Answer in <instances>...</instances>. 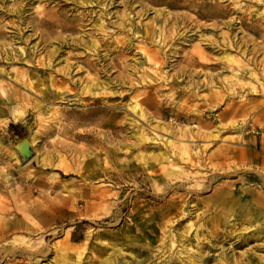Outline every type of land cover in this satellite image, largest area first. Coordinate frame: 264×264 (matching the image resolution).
<instances>
[{"label":"rangeland","instance_id":"374dc122","mask_svg":"<svg viewBox=\"0 0 264 264\" xmlns=\"http://www.w3.org/2000/svg\"><path fill=\"white\" fill-rule=\"evenodd\" d=\"M263 150L264 0H0V264H264Z\"/></svg>","mask_w":264,"mask_h":264},{"label":"bare ground","instance_id":"6f19581e","mask_svg":"<svg viewBox=\"0 0 264 264\" xmlns=\"http://www.w3.org/2000/svg\"><path fill=\"white\" fill-rule=\"evenodd\" d=\"M148 59H150V57H147ZM251 75L252 76H254V77H256V74L254 73V72H252L251 73ZM254 90L256 89L255 87L253 88ZM136 107H138V105L136 106ZM135 107V108H136ZM141 109H143V108H140V110ZM144 111H145V109H144ZM143 110L141 111L142 113V116L144 117V118H146L147 116H146V113L144 112ZM148 119V118H147ZM212 119H213V121L218 125V130L220 131L221 130V120H220V118H219V116H217V115H215V114H213V116H212ZM148 121H150L149 119H148ZM152 122V121H151ZM152 124V123H151ZM153 125V124H152ZM237 124H233V128H237ZM151 130H152V128H151ZM154 131V130H153ZM168 132V131H167ZM181 132H182V134H183V130H181ZM220 134V133H219ZM217 136V135H216ZM218 136H220V135H218ZM149 135H147V134H143L142 136H141V140L142 141H147V140H149ZM153 138L154 139H158L157 141H161V142H163V147H166V148H164L163 149V147L159 150V153L156 155V156H154L153 155V160L154 161H156V162H154V163H151V164H149L151 167L152 166H155L157 163H161V162H169L170 163V160H171V158H173L174 157V154L176 153H173L174 152V149H176L178 152H177V156H178V158H180V159H183V160H189V159H191V160H194V163L196 164V165H200V163H201V160L203 159V153H201V150H197L196 152H195V155H196V157L194 158L193 156H192V153L190 152V150H189V148H188V146L186 145V144H184V141L183 140H180V143H181V145L180 146H178V145H176L174 142H171L169 139H167V140H163V139H159V137H157L156 135H154L153 136ZM245 141V140H244ZM247 142V141H246ZM170 148H171V150H170ZM227 150V149H226ZM225 150V151H226ZM205 152H207V151H205ZM263 152H264V150H263ZM226 154L228 153L227 151L225 152ZM143 156H146V155H144L143 154ZM147 157V156H146ZM152 159V158H151ZM150 159V160H151ZM60 161V160H59ZM256 161L257 162H259L260 160L258 159V158H256ZM261 162V161H260ZM152 169V168H151ZM249 169H253L252 167H250ZM254 170V169H253ZM260 175H262V176H264V171L262 170V171H259V170H256ZM159 177V176H158ZM104 192H105V190H104ZM104 192H103V194H104ZM188 204V203H187ZM186 205V204H185ZM259 208H261V207H263L262 206V203L260 204L259 202H258V204H256ZM257 208V207H256ZM3 212V211H2ZM225 213H226V211H225ZM229 213V212H228ZM263 214V213H262ZM182 216L183 217H186L187 216V214L185 213V209H184V214H182ZM227 216H228V214H227ZM1 218H3V219H1L2 220V222H0V241H1V243H3V245L4 244H8L9 242H8V240L9 239H11L12 238V236H10L12 233H13V231H14V229H16V230H18L19 228H20V224L18 225V223L17 224H13L12 226H11V224H12V222L11 221H9V220H5V213L2 215V216H0ZM189 218V217H188ZM11 227H14L13 229L11 228ZM168 228V227H167ZM166 232V231H165ZM170 233V234H169ZM169 237H170V250H173V249H177V247H178V245H176L177 244V242H179L180 243V241L181 242H183L184 241V238H185V236H184V234L183 233H178V231H176V230H172V228H170V230H169ZM167 236V237H168ZM196 238H197V240H198V243H200L201 244V240H203L201 237H200V235H198V234H196V236H195ZM12 240V239H11ZM180 240V241H179ZM10 241V240H9ZM12 244V243H11ZM181 244V243H180ZM9 245V244H8ZM13 245V244H12ZM169 247V246H168ZM176 247V248H175ZM13 248H14V246H13ZM26 250V249H25ZM25 250H21V252L19 251V255L21 256V257H24L25 255H26V253L27 254H30L28 257H34L35 255V251L33 252L31 249H29V253L28 252H26ZM169 250V249H168ZM184 250H186L187 252H190V249L189 248H187V247H184ZM18 252V251H17ZM41 252V251H40ZM8 253H10V251L9 252H7V254ZM33 253V254H32ZM11 254V253H10ZM16 255H17V253H16ZM177 256L178 255V252L177 253H172V256ZM171 256V257H172ZM180 256V255H179ZM36 257V256H35ZM6 258V257H5ZM4 258V259H5ZM8 260V259H7ZM6 260V261H7ZM2 261V260H1ZM5 261V262H6ZM22 262V261H21ZM21 262H19V261H15V262H12V263H9V264H21ZM2 264V263H1ZM78 264H81V259L79 258L78 259ZM164 264H171L170 262H167V261H165L164 262ZM192 264H196V263H194L193 261H192Z\"/></svg>","mask_w":264,"mask_h":264},{"label":"water","instance_id":"95a60500","mask_svg":"<svg viewBox=\"0 0 264 264\" xmlns=\"http://www.w3.org/2000/svg\"><path fill=\"white\" fill-rule=\"evenodd\" d=\"M23 150V149H22Z\"/></svg>","mask_w":264,"mask_h":264}]
</instances>
